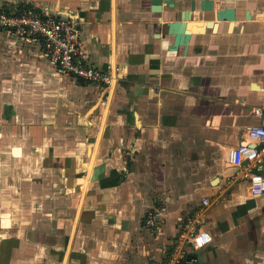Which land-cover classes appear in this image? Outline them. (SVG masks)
Wrapping results in <instances>:
<instances>
[{
  "label": "crops",
  "instance_id": "0c3cea01",
  "mask_svg": "<svg viewBox=\"0 0 264 264\" xmlns=\"http://www.w3.org/2000/svg\"><path fill=\"white\" fill-rule=\"evenodd\" d=\"M160 5L0 0L73 19L85 61L114 77L60 74L42 39L0 27V207H21L22 222L29 207L46 208L56 228L0 231L6 264H165L205 196L213 239L183 264H264V194L251 195L246 180L228 184L235 169L223 161L225 146L264 125V0L225 1L235 23L193 34L187 52L170 47L168 23L189 0ZM192 11L191 24L217 21Z\"/></svg>",
  "mask_w": 264,
  "mask_h": 264
},
{
  "label": "built area",
  "instance_id": "2783aa9c",
  "mask_svg": "<svg viewBox=\"0 0 264 264\" xmlns=\"http://www.w3.org/2000/svg\"><path fill=\"white\" fill-rule=\"evenodd\" d=\"M0 27L8 28L17 37L42 39L45 56L55 64L60 74L99 83H111L114 80L111 72L85 61L79 30L71 18L43 15L31 8L8 11L0 7ZM254 111L263 113L261 107H255ZM223 161L226 166L235 169L228 184L240 179L246 180L251 195L264 194V175L259 172L264 164V125L249 126L239 142L225 146ZM211 201L209 196H205L191 214L185 215L165 264L191 262L196 259L194 252L212 241V233L203 227L205 209ZM148 223L158 227L160 220L149 215ZM204 235L209 239L198 246L197 238Z\"/></svg>",
  "mask_w": 264,
  "mask_h": 264
},
{
  "label": "water",
  "instance_id": "95a60500",
  "mask_svg": "<svg viewBox=\"0 0 264 264\" xmlns=\"http://www.w3.org/2000/svg\"><path fill=\"white\" fill-rule=\"evenodd\" d=\"M154 6L155 5H160L161 3H165L167 5H173V1L174 0H152ZM225 1H231V0H201V10L203 11H214L216 12V19L217 21L213 20V19H208L205 21H199V23L205 22L208 24V27L211 28H217V26L219 25V21H227L228 25H229V29L232 27V25L235 23V20L237 18L236 15V8H233L231 6H223ZM196 6H195V1H192V5H191V10H195ZM157 10V9H155ZM161 10V9H158ZM190 9H186L182 12L181 18L179 20H176V22L178 23V27L180 28V30L182 31L183 27L185 28V32H179V31H174L172 30L171 26V22L168 23V31L169 34H171L173 36V43H171L170 47L172 49H176L179 46H183L184 47V52H187V49L189 47V42L191 40V37L193 34H197V32L195 31H191L189 27H192L191 25V20H190ZM201 31L205 30V28L203 26H200ZM218 180V178L214 179V183H216Z\"/></svg>",
  "mask_w": 264,
  "mask_h": 264
},
{
  "label": "rangeland",
  "instance_id": "374dc122",
  "mask_svg": "<svg viewBox=\"0 0 264 264\" xmlns=\"http://www.w3.org/2000/svg\"><path fill=\"white\" fill-rule=\"evenodd\" d=\"M1 178L2 177H0V180H1ZM9 193H11V192H9ZM65 193L66 192L62 193L63 200H65V199L69 200V197H68L69 193H66V194ZM14 194L19 195L20 193L14 192ZM45 209L44 208L39 209L38 207H29V209L28 210L26 209V211H25V213L28 214L29 217H26L25 221L22 222L21 221V217H22L21 207H19L18 205L0 207V231H5V230H10V231L16 230L17 231V230H19V228H22V226L24 225L23 228H26L25 230H30L32 232L35 231V233H37L38 230H46L47 232H53L56 230L54 221L48 222V223H46V221H43L44 220L43 214L45 212ZM49 209L52 212L53 208H49ZM60 209H62V208H60ZM70 210H71V214H72L74 209H70ZM66 211L69 213V207L68 208L66 207ZM38 214H41L42 216L40 218H38V216H39ZM11 219H13L14 221L12 220L11 222H9V220H11ZM1 236L2 235L0 232V237ZM53 241L54 240L48 239V241L45 243L48 248L53 247V245L51 244ZM61 243H63V241ZM0 247L1 248L3 247L1 244V239H0ZM4 257L3 258H2V256L0 257L1 258L0 264H6L7 260Z\"/></svg>",
  "mask_w": 264,
  "mask_h": 264
},
{
  "label": "bare ground",
  "instance_id": "6f19581e",
  "mask_svg": "<svg viewBox=\"0 0 264 264\" xmlns=\"http://www.w3.org/2000/svg\"><path fill=\"white\" fill-rule=\"evenodd\" d=\"M154 9H161V5H155L154 6ZM190 20L191 21H193L194 20V18H195V14H194V12L192 11V12H190ZM176 20H179V19H176ZM176 20H174V21H172L171 22V24H172V26H171V28H172V30H174V31H179V32H183V29H182V31L180 30V28L178 27V23L176 22ZM203 21H205V20H203ZM203 23H205V22H203ZM207 23H205V24H203L202 26L204 27V28H209L208 27V24L206 25ZM192 25V27H190V30L191 31H195V32H197V33H202L204 30H202V32H199V31H201V29H200V26L201 25H197L196 23H194V24H191ZM205 25H206V27H205ZM184 28V27H183Z\"/></svg>",
  "mask_w": 264,
  "mask_h": 264
},
{
  "label": "flooded vegetation",
  "instance_id": "af4514ba",
  "mask_svg": "<svg viewBox=\"0 0 264 264\" xmlns=\"http://www.w3.org/2000/svg\"><path fill=\"white\" fill-rule=\"evenodd\" d=\"M192 1H193V0H189V6H190V7H191V5H192ZM194 1H195V6H196V7L198 6V8L201 10V3H200L201 0H194ZM201 11H202V10H201ZM194 12H195V11H194ZM194 14H195V13H194ZM194 19H195V18H194ZM196 24H197L198 26H199V25L202 26V25L205 24V23L202 22V23H196ZM206 25H207V24H206ZM206 25H205V27H206Z\"/></svg>",
  "mask_w": 264,
  "mask_h": 264
},
{
  "label": "clouds",
  "instance_id": "9594fccd",
  "mask_svg": "<svg viewBox=\"0 0 264 264\" xmlns=\"http://www.w3.org/2000/svg\"><path fill=\"white\" fill-rule=\"evenodd\" d=\"M209 239V237H207L206 235H204V236H201V237H198L197 238V243H198V246L200 245V244H203L206 240H208Z\"/></svg>",
  "mask_w": 264,
  "mask_h": 264
}]
</instances>
